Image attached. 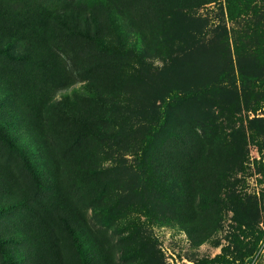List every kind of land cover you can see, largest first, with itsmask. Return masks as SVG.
I'll return each mask as SVG.
<instances>
[{"label":"rangeland","instance_id":"obj_1","mask_svg":"<svg viewBox=\"0 0 264 264\" xmlns=\"http://www.w3.org/2000/svg\"><path fill=\"white\" fill-rule=\"evenodd\" d=\"M86 256L264 264V0H0V264Z\"/></svg>","mask_w":264,"mask_h":264},{"label":"trees","instance_id":"obj_2","mask_svg":"<svg viewBox=\"0 0 264 264\" xmlns=\"http://www.w3.org/2000/svg\"><path fill=\"white\" fill-rule=\"evenodd\" d=\"M234 1H235V2H236V1L239 2V1H241V0H234ZM237 9L240 10L238 5H237ZM98 26H99V25H98ZM97 29H99V28L97 27ZM97 34H99V32H98ZM199 93H201L200 90H199V91H196V90H194V91H188L185 95H182V98H183V99H184V98H185V99H188V98L193 97V96H195V95H197V94H199ZM66 224L70 227L68 221H66ZM85 261H86V264H91V262H90V260L88 259L87 256L85 257Z\"/></svg>","mask_w":264,"mask_h":264}]
</instances>
